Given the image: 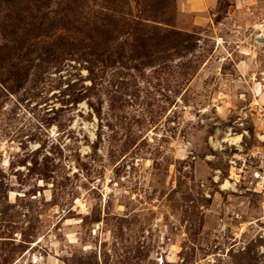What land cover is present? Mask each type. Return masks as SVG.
I'll list each match as a JSON object with an SVG mask.
<instances>
[{"label":"rangeland","instance_id":"374dc122","mask_svg":"<svg viewBox=\"0 0 264 264\" xmlns=\"http://www.w3.org/2000/svg\"><path fill=\"white\" fill-rule=\"evenodd\" d=\"M0 264H264V0H0Z\"/></svg>","mask_w":264,"mask_h":264}]
</instances>
